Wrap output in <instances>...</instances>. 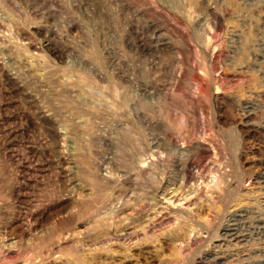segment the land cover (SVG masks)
<instances>
[{"label":"rangeland","instance_id":"374dc122","mask_svg":"<svg viewBox=\"0 0 264 264\" xmlns=\"http://www.w3.org/2000/svg\"><path fill=\"white\" fill-rule=\"evenodd\" d=\"M0 264H264V0H0Z\"/></svg>","mask_w":264,"mask_h":264},{"label":"bare ground","instance_id":"6f19581e","mask_svg":"<svg viewBox=\"0 0 264 264\" xmlns=\"http://www.w3.org/2000/svg\"><path fill=\"white\" fill-rule=\"evenodd\" d=\"M232 234V233H231Z\"/></svg>","mask_w":264,"mask_h":264}]
</instances>
